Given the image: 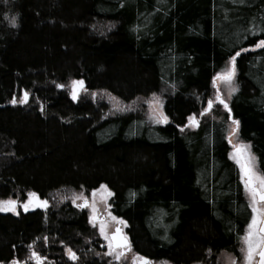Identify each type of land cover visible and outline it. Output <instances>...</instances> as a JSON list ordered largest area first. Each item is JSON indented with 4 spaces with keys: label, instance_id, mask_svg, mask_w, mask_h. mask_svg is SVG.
Masks as SVG:
<instances>
[{
    "label": "trees",
    "instance_id": "obj_1",
    "mask_svg": "<svg viewBox=\"0 0 264 264\" xmlns=\"http://www.w3.org/2000/svg\"><path fill=\"white\" fill-rule=\"evenodd\" d=\"M261 39L264 0H0V201L48 202L0 212V264H36L33 252L43 264H117L66 196L102 185L138 256L241 260L253 213L230 128L239 121L264 173ZM233 57L237 90L225 108L213 82ZM74 81L87 92L77 99ZM163 91L160 125L143 109L109 115L91 97L129 104Z\"/></svg>",
    "mask_w": 264,
    "mask_h": 264
},
{
    "label": "rangeland",
    "instance_id": "obj_2",
    "mask_svg": "<svg viewBox=\"0 0 264 264\" xmlns=\"http://www.w3.org/2000/svg\"><path fill=\"white\" fill-rule=\"evenodd\" d=\"M257 48H262V47H255ZM233 69V62L232 60L228 63L226 69L224 71H222L221 73H219L213 82V102L214 105L220 103V98L222 97L226 102H229L232 95L236 92L237 90V82H236V69L234 66V75L233 78L230 81H225L223 78H221V74L227 73L228 71H231ZM233 89H235L233 91ZM76 91V99L81 96L82 94H86L87 92L84 91L80 85H76L74 87V85H72V92ZM167 91H163L160 94H154L151 97L147 98V99H139L133 103H129V104H125L123 102H121L120 100H118L117 98H115L114 96L108 94V93H104V92H96V93H92L91 97H93L94 99L97 100H101V101H105L108 106L110 107L109 110V115H114V114H119V113H125L128 111H132V110H136V109H143L145 111V114L149 120V123L153 124V125H160L163 123H166L162 117H161V113L163 114V116L165 115L164 112V102H165V97L167 95ZM73 97V96H72ZM212 109L211 108H207V111L210 112ZM195 124V123H194ZM237 126L236 124H234V121H231V128H230V142H231V158L233 159V161L238 165L240 171V165L237 163V148L240 145H245L247 146L246 148V155L250 156L252 158L253 164H254V171H256L257 173H261L259 170V166H258V161L257 158L255 157V155L252 152L251 146L248 143L242 142L239 138H238V131H237ZM235 146V147H234ZM241 176H242V182H243V175L241 172ZM244 185V183H243ZM245 189V187H244ZM93 192L96 193L95 196H93ZM109 189L107 187H101L95 191H92L90 193L84 191V190H78V191H74V190H70L68 193H66V196L68 199H70V201L74 204L75 207H77L78 209H83V210H87L88 215H89V221H90V225H92L93 227H95L98 230V233L100 235V237L102 238V240L104 241L105 245H106V255L108 257H111V259L116 262L117 264H141L142 260L140 258V256H138L137 254L134 253V251L131 250L130 251H125L123 249H115L109 248V241L105 239V236L103 234H101L100 231V224L101 221H103L106 225V233L109 237L113 236L116 232V229L119 228L123 231L124 234L127 235L128 240H129V236L127 234V223H120V221H123L119 218H117L112 212H111V199L113 195H108L109 193ZM246 192V190H245ZM246 196L247 199L249 201V204L251 205V200H250V196L249 194L246 192ZM84 197L87 198L88 200V207L83 208L84 205ZM33 197H28L25 201H19L18 199H12V200H16L18 203L16 205V210L15 211H0L2 213H13V214H19V212L23 211V212H28V211H33L35 210L34 206H31L29 203V207L28 210L25 211L24 209V203L29 202V200H31ZM9 200V199H6ZM6 200H1V201H6ZM66 200V199H65ZM251 207V206H250ZM93 208L96 209L95 212H93ZM252 209V208H251ZM109 213H111V215H109ZM116 217V220H113L112 217ZM94 217H96V219H94ZM242 247H244V244L242 242ZM241 247V248H242ZM112 252L111 255H109V252ZM117 252H123L124 255L121 256L120 259H116V253ZM243 253H242V258L241 260H238L235 256H233L232 254L229 253H222L219 257V261L220 264H232L233 261H235V264H244L243 261ZM151 264H171L167 261H161V262H155V261H150Z\"/></svg>",
    "mask_w": 264,
    "mask_h": 264
},
{
    "label": "snow or ice",
    "instance_id": "obj_3",
    "mask_svg": "<svg viewBox=\"0 0 264 264\" xmlns=\"http://www.w3.org/2000/svg\"><path fill=\"white\" fill-rule=\"evenodd\" d=\"M12 23L15 24V19L12 20ZM258 47L264 48V39H261L258 44ZM236 55H239V52L236 53ZM233 62V69L231 71H228L227 73L221 74V78H223L225 81H230L233 78L234 75V66H235V57L232 58ZM82 81H74L73 85L74 87L76 85L82 86ZM63 87V85H61ZM235 89H233L234 91ZM27 93H25V99L27 98ZM73 99H76V91L74 90L72 92ZM13 104L16 103V100L11 101ZM220 103L225 107L228 108L227 102L221 97ZM212 102L209 101V108H211ZM162 119L166 122L167 117L163 116L161 113ZM194 123L198 124V121H195L194 118H190ZM234 124H236L237 129L239 126V121H234ZM235 147V146H234ZM246 148L245 145H240L237 148V163L240 165L241 172L243 175V183L246 192L250 196L251 200V208H252V218L251 222L248 225V229L246 231V234L242 237V242L244 244V247L241 248V252L243 255V261L244 264H264V173H257L254 171V164L252 161V158L248 155H246ZM106 187V186H101ZM35 193H30V197H34ZM96 193L93 192V196H95ZM108 195H112L111 192L108 193ZM84 199V207H88V200L86 197ZM16 200H6V201H0V211H15ZM29 203H31V200L29 202L24 203V209L25 211L28 210ZM47 204V201H43L41 206H45ZM96 209L93 208V212H95ZM111 215V213H109ZM96 219V217H94ZM113 220H116V217H112ZM120 223H125L124 221H120ZM100 231L101 234L105 236V239L109 241V248H115V249H123L125 251L131 250V244L128 240V237L126 234H123L121 229L117 228L116 232L113 236L109 237L106 233V225L103 221H101L100 224ZM70 256L73 259H76V255L74 252L71 251V249L68 250ZM112 252H109V255H111ZM33 257L36 260V264H43V258L39 255V253L33 252ZM124 255L123 252H117L116 253V259H120L121 256ZM142 260V264H151V262L147 258H140ZM12 264H20L19 261H13ZM232 264H235V261L232 262Z\"/></svg>",
    "mask_w": 264,
    "mask_h": 264
},
{
    "label": "water",
    "instance_id": "obj_4",
    "mask_svg": "<svg viewBox=\"0 0 264 264\" xmlns=\"http://www.w3.org/2000/svg\"><path fill=\"white\" fill-rule=\"evenodd\" d=\"M42 200L38 197V196H34L32 199H31V203H30V205L31 206H34L35 208H44V209H46L47 207H48V203L45 205V206H41V204H42ZM83 208H85L84 206H83ZM122 231V230H121ZM122 233H123V231H122ZM124 234V233H123ZM129 242H130V240H129ZM130 244H131V242H130ZM149 260V259H148ZM150 261V260H149ZM141 264H142V262H141Z\"/></svg>",
    "mask_w": 264,
    "mask_h": 264
},
{
    "label": "flooded vegetation",
    "instance_id": "obj_5",
    "mask_svg": "<svg viewBox=\"0 0 264 264\" xmlns=\"http://www.w3.org/2000/svg\"><path fill=\"white\" fill-rule=\"evenodd\" d=\"M42 201H45V200H42ZM79 210H83V209H79ZM130 240V239H129Z\"/></svg>",
    "mask_w": 264,
    "mask_h": 264
},
{
    "label": "bare ground",
    "instance_id": "obj_6",
    "mask_svg": "<svg viewBox=\"0 0 264 264\" xmlns=\"http://www.w3.org/2000/svg\"><path fill=\"white\" fill-rule=\"evenodd\" d=\"M48 203V202H47Z\"/></svg>",
    "mask_w": 264,
    "mask_h": 264
}]
</instances>
